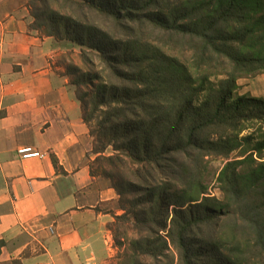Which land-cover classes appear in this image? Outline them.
<instances>
[{
	"label": "trees",
	"instance_id": "16d2710c",
	"mask_svg": "<svg viewBox=\"0 0 264 264\" xmlns=\"http://www.w3.org/2000/svg\"><path fill=\"white\" fill-rule=\"evenodd\" d=\"M26 2L31 30L79 49L65 76L91 175L118 196L106 214L136 235L129 264H264V100L235 95L264 71V0ZM212 159L221 200L203 183Z\"/></svg>",
	"mask_w": 264,
	"mask_h": 264
},
{
	"label": "crops",
	"instance_id": "0c3cea01",
	"mask_svg": "<svg viewBox=\"0 0 264 264\" xmlns=\"http://www.w3.org/2000/svg\"><path fill=\"white\" fill-rule=\"evenodd\" d=\"M26 0H0V264H109L110 183L92 176V139L63 51ZM29 147L42 158L21 159Z\"/></svg>",
	"mask_w": 264,
	"mask_h": 264
},
{
	"label": "rangeland",
	"instance_id": "374dc122",
	"mask_svg": "<svg viewBox=\"0 0 264 264\" xmlns=\"http://www.w3.org/2000/svg\"><path fill=\"white\" fill-rule=\"evenodd\" d=\"M62 61L63 57H66L67 55H70V59L78 66H81V62L78 58L79 49L78 48H72L68 46H64L62 49ZM184 59H189V54L184 55ZM66 63H68V60H66ZM213 82L215 80H212ZM235 95L237 96H251L256 97L264 100V71L258 72L251 76H244L238 81V89L235 92ZM251 127V130H246L242 133V135H247L248 133L252 132V129L256 127V125H249ZM112 153L111 149H108L105 152V156H109ZM233 155L232 157H234ZM225 164V160L223 159H212L209 161V164L207 166L206 172L204 173L203 183L207 187V194L206 196L210 197H216L218 200L222 199V195L218 189V183L216 181L218 173L220 172L221 168ZM104 209L116 211L118 210V206H107L104 207ZM121 212L117 215L120 216ZM113 226V244L116 248L113 254V258L110 260L109 264H129V258L128 256L131 254V251L129 249V242L136 238V235L133 231H131V225L125 224L122 226L118 222H112ZM117 244V245H116ZM174 253L170 252V256H172ZM141 263L143 264H153L152 261L148 258H141ZM165 263V262H164Z\"/></svg>",
	"mask_w": 264,
	"mask_h": 264
},
{
	"label": "built area",
	"instance_id": "2783aa9c",
	"mask_svg": "<svg viewBox=\"0 0 264 264\" xmlns=\"http://www.w3.org/2000/svg\"><path fill=\"white\" fill-rule=\"evenodd\" d=\"M17 154L21 159L42 158L44 156L29 147L18 149Z\"/></svg>",
	"mask_w": 264,
	"mask_h": 264
}]
</instances>
